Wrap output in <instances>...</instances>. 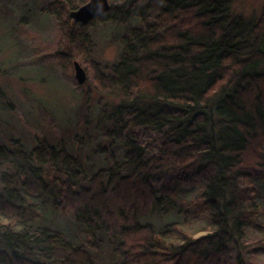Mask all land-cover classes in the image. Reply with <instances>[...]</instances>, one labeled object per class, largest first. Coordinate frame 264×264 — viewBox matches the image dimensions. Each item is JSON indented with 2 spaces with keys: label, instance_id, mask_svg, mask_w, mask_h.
I'll return each instance as SVG.
<instances>
[{
  "label": "trees",
  "instance_id": "trees-1",
  "mask_svg": "<svg viewBox=\"0 0 264 264\" xmlns=\"http://www.w3.org/2000/svg\"><path fill=\"white\" fill-rule=\"evenodd\" d=\"M110 3L88 24L70 16L78 0L40 6L58 29L53 66L87 71L78 111L98 120L104 164L88 165L79 138L75 151L0 136V264H103L105 251L114 264H264V6L250 19L233 0ZM106 23L122 45L111 62L94 57ZM92 91L115 99L95 114Z\"/></svg>",
  "mask_w": 264,
  "mask_h": 264
},
{
  "label": "rangeland",
  "instance_id": "rangeland-1",
  "mask_svg": "<svg viewBox=\"0 0 264 264\" xmlns=\"http://www.w3.org/2000/svg\"><path fill=\"white\" fill-rule=\"evenodd\" d=\"M48 1L0 0L1 139L21 138L30 146L37 137L48 138L52 144L65 139L79 151V138L84 141L82 152L88 165H103V156L93 151L100 137L98 120L92 115L85 122L78 111L87 84L79 89L75 85L74 64L57 69L51 63L57 25L53 17L39 10ZM88 1L78 0L82 4ZM263 6L264 0H233L232 9L252 19L260 15ZM114 24H97L91 30L96 43L94 57L104 62L114 61L121 51ZM92 94L98 104L93 106L95 114L115 99L96 91ZM259 189L264 201V182L259 181ZM104 253L103 264H114L110 253Z\"/></svg>",
  "mask_w": 264,
  "mask_h": 264
},
{
  "label": "water",
  "instance_id": "water-1",
  "mask_svg": "<svg viewBox=\"0 0 264 264\" xmlns=\"http://www.w3.org/2000/svg\"><path fill=\"white\" fill-rule=\"evenodd\" d=\"M111 7L110 0H89L71 11V17L76 22L90 23L96 15L107 12ZM75 76L79 84H85L88 74L84 66L77 60L74 61Z\"/></svg>",
  "mask_w": 264,
  "mask_h": 264
}]
</instances>
